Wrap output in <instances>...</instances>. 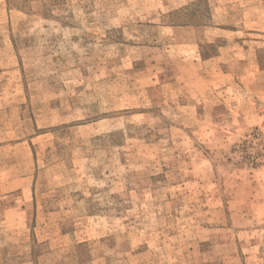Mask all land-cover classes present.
<instances>
[{
  "label": "rangeland",
  "instance_id": "obj_1",
  "mask_svg": "<svg viewBox=\"0 0 264 264\" xmlns=\"http://www.w3.org/2000/svg\"><path fill=\"white\" fill-rule=\"evenodd\" d=\"M0 264H264V0H0Z\"/></svg>",
  "mask_w": 264,
  "mask_h": 264
}]
</instances>
